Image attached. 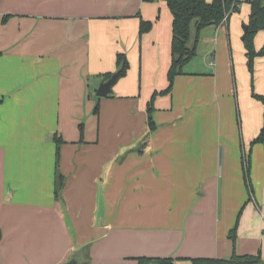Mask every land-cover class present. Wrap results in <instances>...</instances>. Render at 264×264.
Listing matches in <instances>:
<instances>
[{"label": "crops", "instance_id": "1", "mask_svg": "<svg viewBox=\"0 0 264 264\" xmlns=\"http://www.w3.org/2000/svg\"><path fill=\"white\" fill-rule=\"evenodd\" d=\"M232 16L202 32L151 128L165 0H0V264L264 261V55L252 74ZM118 54L130 76L98 100Z\"/></svg>", "mask_w": 264, "mask_h": 264}, {"label": "trees", "instance_id": "2", "mask_svg": "<svg viewBox=\"0 0 264 264\" xmlns=\"http://www.w3.org/2000/svg\"><path fill=\"white\" fill-rule=\"evenodd\" d=\"M145 2H155L158 0H144ZM168 8L173 16V40H172V63L168 72L169 85L162 92H155L148 104L149 124L154 127L153 112L154 103L158 96L170 94L173 90L174 83L177 77L183 76L185 67L197 56L198 45L201 34L204 30L210 27H220L224 24L226 16L230 13L233 5L238 3V0H214L208 3L207 0H165ZM251 6L247 31L244 30L243 44L246 50V55L249 60L250 71L253 74L254 60L258 56L264 55V48L257 51L255 47L256 36L264 31V0H249L247 2ZM235 9L227 21L230 20L232 14L239 12ZM152 24L150 22L141 21L140 35L150 31ZM117 70H121L120 79L127 76L130 70V62L125 54H118L116 60ZM114 73L102 74L104 81L109 80ZM112 97V96H109ZM255 97H259L255 95ZM100 99V98H98ZM258 99L262 100L261 97ZM264 102V101H263ZM100 110L99 103L96 106L95 112ZM264 140V129L254 143ZM248 166L246 165V169ZM2 232L0 229V239ZM231 239L236 241V229L231 232ZM139 264H176L173 259H155V258H140ZM193 264H264L260 256H234L230 260H211L202 259L194 260Z\"/></svg>", "mask_w": 264, "mask_h": 264}, {"label": "rangeland", "instance_id": "3", "mask_svg": "<svg viewBox=\"0 0 264 264\" xmlns=\"http://www.w3.org/2000/svg\"><path fill=\"white\" fill-rule=\"evenodd\" d=\"M248 15H249V6H248V4L247 3H242L241 4V6H240V11L238 12V13H234V15L232 16V18H231V30H232V28H233V31H240V32H243L244 30H243V27L244 26H246L247 25V22H248ZM232 25H233V27H232ZM243 37V35L242 36H240V38H239V40L241 39ZM264 39V33L263 32H260L257 36H256V38H255V42H259L260 40H263ZM207 56V55H206ZM206 56H202L201 55V57H199V58H202V59H205L206 58ZM204 63H205V66L204 67H209L210 65H209V60L206 58L205 59V61H204ZM128 75L130 76V74L128 73ZM100 85V84H99ZM99 88V87H98ZM115 89V88H114ZM99 100V99H98ZM127 129L128 128H123L122 126H112L111 128H110V131L112 132V134H113V136H115V134L117 133V132H120L121 134H123V136H124V138H127L126 136H125V134L127 133ZM107 259H109V258H107ZM107 261H109L108 263L109 264H111L110 263V260H107ZM108 263H106V264H108ZM115 264H118V262L117 263H115Z\"/></svg>", "mask_w": 264, "mask_h": 264}, {"label": "water", "instance_id": "4", "mask_svg": "<svg viewBox=\"0 0 264 264\" xmlns=\"http://www.w3.org/2000/svg\"><path fill=\"white\" fill-rule=\"evenodd\" d=\"M244 30L247 31V27H244ZM244 39V37H243ZM120 72L121 70H117L112 77L107 80L104 81L102 80L100 82L99 88L97 89L96 92V96L98 98H106L108 96H115L116 93L114 91V87L117 85L118 80L120 78ZM66 264H78V262L76 260H71L70 262L66 263Z\"/></svg>", "mask_w": 264, "mask_h": 264}, {"label": "built area", "instance_id": "5", "mask_svg": "<svg viewBox=\"0 0 264 264\" xmlns=\"http://www.w3.org/2000/svg\"><path fill=\"white\" fill-rule=\"evenodd\" d=\"M239 2L236 3L235 5H233V8L231 9L230 13L226 16L224 22H227L228 17L230 16V14L235 10V9H239L240 10V6L242 3H247L249 0H238Z\"/></svg>", "mask_w": 264, "mask_h": 264}]
</instances>
